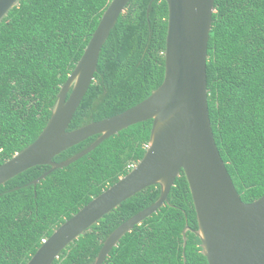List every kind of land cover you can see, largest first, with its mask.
<instances>
[{"label":"trees","instance_id":"obj_1","mask_svg":"<svg viewBox=\"0 0 264 264\" xmlns=\"http://www.w3.org/2000/svg\"><path fill=\"white\" fill-rule=\"evenodd\" d=\"M111 0H21L0 24V165L33 143ZM208 43L214 137L244 202L264 195V0H215ZM165 0H130L104 44L94 80L69 130L119 114L165 78ZM153 120L107 138L70 165H37L0 185V264H27L44 239L144 156ZM98 135L54 160L79 153ZM161 195L150 186L107 213L52 264H93L106 238ZM187 243L184 247L183 230ZM184 171L166 204L128 232L103 264H209Z\"/></svg>","mask_w":264,"mask_h":264},{"label":"water","instance_id":"obj_2","mask_svg":"<svg viewBox=\"0 0 264 264\" xmlns=\"http://www.w3.org/2000/svg\"><path fill=\"white\" fill-rule=\"evenodd\" d=\"M130 0H111L84 53L62 85L52 115L38 138L0 165V185L37 165L50 169L34 181L64 168L123 129L153 120L143 158L119 180L94 197L43 241L27 264H52L61 252L120 203L153 185L159 199L118 226L104 241L93 264L136 225L162 208L183 170L197 213L202 253L209 264H264V195L244 202L218 149L209 114L207 60L215 0H165L168 30L165 78L152 94L108 118L69 130L74 114L92 84L99 57L111 30ZM21 0H0V24ZM98 135L88 147L63 160L68 148ZM183 230L184 247L187 243Z\"/></svg>","mask_w":264,"mask_h":264},{"label":"built area","instance_id":"obj_3","mask_svg":"<svg viewBox=\"0 0 264 264\" xmlns=\"http://www.w3.org/2000/svg\"><path fill=\"white\" fill-rule=\"evenodd\" d=\"M46 239H44L43 241H45Z\"/></svg>","mask_w":264,"mask_h":264}]
</instances>
